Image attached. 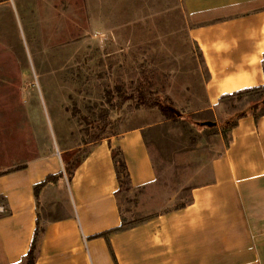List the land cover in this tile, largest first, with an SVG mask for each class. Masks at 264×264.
Masks as SVG:
<instances>
[{
    "label": "rangeland",
    "instance_id": "1",
    "mask_svg": "<svg viewBox=\"0 0 264 264\" xmlns=\"http://www.w3.org/2000/svg\"><path fill=\"white\" fill-rule=\"evenodd\" d=\"M46 1L0 8V176L52 152L69 176L97 141L146 124L157 177L119 192L127 225L189 203L264 89L206 108L184 0ZM146 101L180 115L168 119Z\"/></svg>",
    "mask_w": 264,
    "mask_h": 264
},
{
    "label": "crops",
    "instance_id": "2",
    "mask_svg": "<svg viewBox=\"0 0 264 264\" xmlns=\"http://www.w3.org/2000/svg\"><path fill=\"white\" fill-rule=\"evenodd\" d=\"M14 5L0 0L1 13ZM184 10L207 74L206 108L263 90L264 0H184ZM147 128L100 139L69 176L54 152L0 176V264H25L37 230L35 264H264V111L237 116L212 180L185 207L113 231L124 215L112 153L122 150L134 189L153 183Z\"/></svg>",
    "mask_w": 264,
    "mask_h": 264
},
{
    "label": "trees",
    "instance_id": "3",
    "mask_svg": "<svg viewBox=\"0 0 264 264\" xmlns=\"http://www.w3.org/2000/svg\"><path fill=\"white\" fill-rule=\"evenodd\" d=\"M249 91H251V90H246L244 92H249ZM144 103H148L150 105H155L156 107H158V109L161 111V113L168 119H173V118H176L177 116L180 115L179 112L177 110H175L172 106L164 105V104H161L158 102H150V101H148V102L146 101ZM262 105H264V101H260L259 103H255L252 107V112L256 118L259 117V111L258 110L260 109V107ZM244 114H246V112L242 113L240 115H244ZM233 125H232V127H233ZM112 154H113V161L115 164V168H116V172H117L118 180H119V184H120V190L119 191H121L122 188L125 186L128 190L134 189L132 184H131L130 174H129V171H128L122 150L119 147H117L113 150ZM54 178H55V176L49 175L42 183L38 184L35 188L36 193L39 192L40 188L45 183L51 181ZM186 205L187 204H184L182 206H179L178 208L185 207ZM132 226H134V225H131V226L127 225L126 219L124 217L122 225L119 228L114 229L113 231L123 230V229L129 228V227H132ZM38 235H39V230L36 231V236L32 242L31 248L27 254L26 264H35V262H36ZM103 235H107V233H103Z\"/></svg>",
    "mask_w": 264,
    "mask_h": 264
},
{
    "label": "water",
    "instance_id": "4",
    "mask_svg": "<svg viewBox=\"0 0 264 264\" xmlns=\"http://www.w3.org/2000/svg\"><path fill=\"white\" fill-rule=\"evenodd\" d=\"M211 122H208L207 124H210Z\"/></svg>",
    "mask_w": 264,
    "mask_h": 264
}]
</instances>
